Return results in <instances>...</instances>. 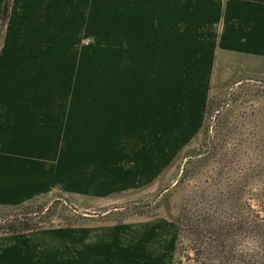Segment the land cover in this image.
<instances>
[{
	"label": "rangeland",
	"instance_id": "374dc122",
	"mask_svg": "<svg viewBox=\"0 0 264 264\" xmlns=\"http://www.w3.org/2000/svg\"><path fill=\"white\" fill-rule=\"evenodd\" d=\"M71 22V99L86 101L82 124L69 153L65 144L55 154V165L65 158L55 190L0 209V238L34 231L57 242L69 226L165 219L176 226L177 259L195 256L191 223L203 242L264 264V58L172 57L158 27L142 36L126 10H72ZM24 222L32 229L5 231ZM232 225L241 232L212 239Z\"/></svg>",
	"mask_w": 264,
	"mask_h": 264
},
{
	"label": "crops",
	"instance_id": "0c3cea01",
	"mask_svg": "<svg viewBox=\"0 0 264 264\" xmlns=\"http://www.w3.org/2000/svg\"><path fill=\"white\" fill-rule=\"evenodd\" d=\"M5 1L0 0V209L29 205L55 190V172L61 176L65 169V158L55 165V154H64L65 144L69 153L72 127H81L86 101L71 99L72 10H126L142 36L145 27H158L157 39L174 50L172 57L264 58V0H9L2 22ZM72 104L79 107L78 118L72 119ZM175 249L176 226L165 219L80 225L65 227L57 242L34 231L3 235L0 264H201L177 259Z\"/></svg>",
	"mask_w": 264,
	"mask_h": 264
},
{
	"label": "trees",
	"instance_id": "16d2710c",
	"mask_svg": "<svg viewBox=\"0 0 264 264\" xmlns=\"http://www.w3.org/2000/svg\"><path fill=\"white\" fill-rule=\"evenodd\" d=\"M8 9H9V0H6L5 5H4V10H3V15H2V22H4L7 17ZM202 222H203V219H200V224ZM183 227L187 228L185 225H183ZM197 228H198V224L191 225L190 223V225L188 226V231H190L192 234L191 236H193L191 241L193 244L192 250H194L195 256L191 258L188 257L185 260H194L201 264H246V262H248L249 260L248 257L246 258V256L240 255L239 253H235L233 251V248H234L233 245L232 247H229L228 249V248H225V245L221 246V248H219L218 246H215L217 242L214 245L208 242H203V240L201 239V236H199L200 233L199 231H197ZM29 229H32V227L24 222V223H21V225L17 227L12 225L8 227L5 231L6 232H21V231L29 230ZM241 230H242V226L240 225H232L231 227L222 226L221 228L215 230L214 237L212 239L215 240L216 237L218 239H221L223 237H226V238L232 237L233 235H235L234 233H240ZM259 232L264 237V230L262 231L261 229H259ZM177 233H178V239H177V246H178L179 236L182 234L180 220H178L177 222Z\"/></svg>",
	"mask_w": 264,
	"mask_h": 264
}]
</instances>
